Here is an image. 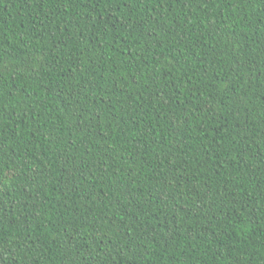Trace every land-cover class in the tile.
Masks as SVG:
<instances>
[{"label":"trees","instance_id":"1","mask_svg":"<svg viewBox=\"0 0 264 264\" xmlns=\"http://www.w3.org/2000/svg\"><path fill=\"white\" fill-rule=\"evenodd\" d=\"M0 264H264V0H0Z\"/></svg>","mask_w":264,"mask_h":264}]
</instances>
